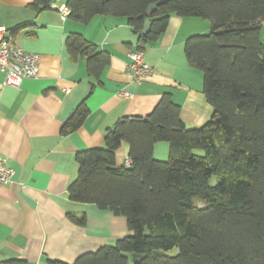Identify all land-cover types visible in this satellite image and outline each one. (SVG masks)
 Returning <instances> with one entry per match:
<instances>
[{"label":"trees","instance_id":"1","mask_svg":"<svg viewBox=\"0 0 264 264\" xmlns=\"http://www.w3.org/2000/svg\"><path fill=\"white\" fill-rule=\"evenodd\" d=\"M160 1L65 2L69 18L85 25L96 16L127 18L140 34L141 52L165 33L172 15L200 18L212 27L185 43L188 64L204 74V94L213 107L208 123L188 129L180 106L165 94L147 118H126L109 130L105 148L77 153L79 173L69 199L126 218L132 234L73 264H264V40L256 29L264 23V0H167L158 6ZM53 3L33 0V9ZM153 5L158 8L150 14ZM147 21L152 26L143 35ZM66 47L72 59H85L94 79L111 63L109 53L82 35H70ZM88 114L81 104L63 134L77 131ZM162 142L170 144L167 161L154 158ZM124 143L132 163L117 167ZM213 176L219 180L215 187ZM175 248L176 256L166 255Z\"/></svg>","mask_w":264,"mask_h":264},{"label":"crops","instance_id":"2","mask_svg":"<svg viewBox=\"0 0 264 264\" xmlns=\"http://www.w3.org/2000/svg\"><path fill=\"white\" fill-rule=\"evenodd\" d=\"M65 2L54 0L50 9L40 11L33 9V0H0V26L20 48L41 56L39 77L25 80L20 89L2 86L0 71V156L13 170L10 184L0 187V263L73 264L83 254L130 236L126 218L69 199L68 188L79 173L77 153L105 148L109 130L126 118H147L165 94L180 106L187 128H201L213 115L204 74L190 67L185 55L187 39L211 32L208 21L172 15L165 33L144 52L152 73L138 81L129 64L140 34L128 19L96 16L88 25L62 20L54 6ZM72 34L111 55L99 79L89 75L85 59L69 55L66 41ZM83 103L89 109L85 122L64 135L70 115ZM169 156V143L155 145L156 160ZM129 159L124 143L117 167ZM72 216L86 218L85 224Z\"/></svg>","mask_w":264,"mask_h":264},{"label":"built area","instance_id":"3","mask_svg":"<svg viewBox=\"0 0 264 264\" xmlns=\"http://www.w3.org/2000/svg\"><path fill=\"white\" fill-rule=\"evenodd\" d=\"M62 20H66L70 15V10L66 5L54 6ZM129 64L130 73L136 80L148 76L152 73V68L144 62V52L136 51L131 54ZM41 56L36 53L27 52L20 48L14 36L4 26H0V71L5 75L2 86L20 89L27 79L39 77ZM124 97H130L129 93H124ZM131 160L125 162V166H131ZM13 177V170L7 165L6 158L0 156V187L10 184Z\"/></svg>","mask_w":264,"mask_h":264},{"label":"water","instance_id":"4","mask_svg":"<svg viewBox=\"0 0 264 264\" xmlns=\"http://www.w3.org/2000/svg\"><path fill=\"white\" fill-rule=\"evenodd\" d=\"M166 2H167V0H161V1L158 3V6L164 5ZM158 6H157V5H153V6H151V7H150V12H149V13L151 14V13L155 12V11L157 10ZM151 26H152V22H151V21H147V22L145 23V25H144L143 30L141 31V34H143V35L147 34V33L150 31ZM262 27H263V25L261 24V25L257 26L256 29L261 30ZM235 30H237V29H234V31H235ZM223 33H224V32H223L222 30L216 32L217 35H222ZM72 116H73V114L70 115V118H71ZM133 120H134V119H131V121H133ZM66 121H68V119H67ZM123 121H124V120H121V122H123ZM111 131H115V127L112 128ZM108 134H109V132H107V133L104 135L105 138L108 136ZM205 207H206L205 205H202L201 208L204 209ZM133 259H134L135 262H139L137 256H134Z\"/></svg>","mask_w":264,"mask_h":264},{"label":"rangeland","instance_id":"5","mask_svg":"<svg viewBox=\"0 0 264 264\" xmlns=\"http://www.w3.org/2000/svg\"><path fill=\"white\" fill-rule=\"evenodd\" d=\"M64 1V0H63ZM210 33V32H209ZM205 35V34H204ZM207 35V34H206ZM188 129H190V130H192V128H188ZM163 161H166V160H163ZM218 177L217 176H213L212 178H211V180H210V185L212 186V187H215L217 184H218ZM178 249L177 248H175V249H173V250H170V251H168V252H166V255L167 256H171V257H173V256H176L177 254H178Z\"/></svg>","mask_w":264,"mask_h":264}]
</instances>
